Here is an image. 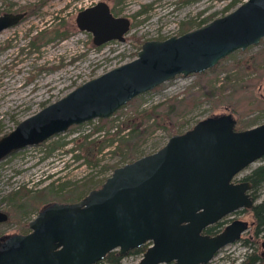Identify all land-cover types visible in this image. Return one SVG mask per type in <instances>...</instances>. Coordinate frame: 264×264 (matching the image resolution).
<instances>
[{"label": "water", "instance_id": "1", "mask_svg": "<svg viewBox=\"0 0 264 264\" xmlns=\"http://www.w3.org/2000/svg\"><path fill=\"white\" fill-rule=\"evenodd\" d=\"M24 15L0 14V31ZM75 22L97 45L124 40L131 23L105 0L80 9ZM263 36L264 0H243L198 27L146 39L135 57L74 86L0 135V159L71 125L109 117L134 96L177 74L201 72ZM235 123L231 112L207 116L170 134L155 151L114 167L81 198L46 202L29 221L28 232L0 243V264H92L111 250L123 255L144 244L136 264L207 263L249 224L234 218L216 233L206 227L255 202L251 182L235 176L264 156V121L241 129ZM7 217L0 209V222Z\"/></svg>", "mask_w": 264, "mask_h": 264}, {"label": "rangeland", "instance_id": "2", "mask_svg": "<svg viewBox=\"0 0 264 264\" xmlns=\"http://www.w3.org/2000/svg\"><path fill=\"white\" fill-rule=\"evenodd\" d=\"M88 1L0 0V14L25 11L21 21L0 31L1 135L74 86L135 57L144 40L162 39L198 27L203 19L208 21L223 15L243 0H105L114 13L129 16L131 23L124 40L111 39L99 45L93 42L91 32L79 29L75 22L77 11ZM140 9L145 10L137 13ZM58 26L68 28L69 35L45 41ZM40 29L47 31L40 39L39 48L35 49L30 41ZM253 55L259 60L258 73L250 66ZM216 65L201 72L177 74L159 87L138 94L135 100L112 114V123L98 128L105 129L102 134L96 132L99 120L95 117L40 143L23 146L0 159V209L9 213V218L0 222V235L27 227L28 221L46 202L81 198L90 188L99 186L112 173L114 165L129 161L130 157L114 148L115 141L109 142L111 133L121 126L120 134L115 137L128 135L132 124L139 123L145 112L155 105H158V117L165 126H158L148 133L134 151L136 157L161 147L171 129L184 131L210 115L231 112L238 129L263 122L264 105H259L256 97L262 94L264 83V36L256 44L232 51ZM259 72L262 73L260 76ZM223 83H232V87L211 97L203 91ZM229 90L230 93L223 96ZM152 119H146L144 124ZM87 128L90 129L87 131ZM86 135L85 143L78 146ZM103 136L107 142L103 149L95 153L96 148H88L92 145L89 141H98ZM61 140L67 141L64 146L48 151L52 142ZM70 147L74 150L70 151ZM74 153H80V156L75 158ZM263 163L264 156H261L239 171L235 178ZM79 186H82L79 196H72L70 190ZM20 187H27L31 194H35L33 202L27 206L19 207L18 201L23 198L15 201L7 198L8 193ZM48 187L53 190L41 191L45 194L38 197V192ZM262 198L264 181L256 191V201ZM233 218L248 220L249 228L239 239L218 249L205 264H238L251 251L262 256L256 264H264V248L261 246L264 228L255 232L256 221L251 208L225 215L214 230L222 228ZM141 255L142 252L126 254L118 264H136Z\"/></svg>", "mask_w": 264, "mask_h": 264}, {"label": "trees", "instance_id": "3", "mask_svg": "<svg viewBox=\"0 0 264 264\" xmlns=\"http://www.w3.org/2000/svg\"><path fill=\"white\" fill-rule=\"evenodd\" d=\"M143 10H145V9H140L137 13H141V12H143ZM206 20L207 19H203L199 23V25L204 23V22H206ZM59 24L61 25L62 23H59ZM46 31H47L46 29H40L33 36V38L30 41V44H31V46H33V48H35V49L39 48V46L41 44L40 43V39H41L42 36H44ZM69 33H70V31H69L68 28L64 27L63 29H61L60 26H58L57 28L52 30V33L50 35H47V39L45 41H48V40L51 41L53 39H62V38L67 37L69 35ZM261 53H263L262 50H261ZM251 60H252L251 64H250L251 69H253L254 71L257 72V70L259 68L258 67L259 66V62H258L259 60H256V55H253L251 57ZM216 66L217 65L215 64V65L211 66L210 69H213ZM261 74L262 73L259 72V76ZM160 85L161 84H158L154 88H157ZM247 85H248V83H246V86ZM231 87H232V83H223L222 85H220L218 87L206 88L203 91H205L206 96L211 97L214 94L220 93L221 91L228 90ZM221 89H223V90H221ZM229 93H230V90H229V92H224L223 96H227ZM136 97H138V96L137 95L134 96L133 98L128 100L125 104L130 103L131 101L135 100ZM256 98H257V101L260 102L259 105H264V95L261 94L260 97L257 96ZM156 106H158V105H155V106L152 107L151 110L146 111L144 116H143V118L140 120L139 123H133L132 124V127L130 128V133L128 135H126V134L119 135L118 139L115 137L118 134H120V131L122 130L121 126L117 127V129L114 132L111 133V138L109 139V142L110 143H114V141H115L114 148H116L118 151H123L124 152V156L130 157L129 161L133 160L134 158H136V156L134 154V151L136 150V148L140 144V142L148 135L149 132H151L152 130H154L158 126H163V127L165 126V124L161 122L162 118L158 117ZM116 112L117 111H115L114 113H116ZM168 112H169V110H168ZM149 118H153L152 121L151 122H146L144 124L145 120L146 119L148 120ZM97 119L99 120L98 124H96V128L97 129L100 128L103 125L108 124L109 122L112 123V121H113L112 115L109 116V117H97ZM143 119H144V121H143ZM77 125H79V124H76V125L74 124V125H71L70 127L77 126ZM175 131H177V130L171 129L170 133L172 134ZM0 132H1V128H0ZM87 136L88 135H86L84 137V141H82L81 143H78L77 145L80 146L81 144L85 143ZM66 142H67L66 140L54 141V142L51 143V147L49 148L48 151H52V150H54V149H56L58 147H62V146H64V144H66ZM89 142L92 145H90L88 148L89 149L96 148L95 153L97 151L103 149L104 146L107 144L105 136L101 137L98 141H89ZM69 150L70 151L74 150V148L70 147ZM79 156H80V153H74V157L75 158L79 157ZM87 162L90 163L91 160L88 159ZM93 162L95 163L97 161L95 160ZM114 167H116V165H114L113 168ZM246 177L250 179V181L252 183V187L254 189V192H256L257 191V187L261 184V182L264 181V163L258 165L254 169H252L251 172ZM80 188H82V186H79V187H77L75 189L70 190V194L72 196H74L75 194L76 195L78 194V196H79V194H80L79 193L80 192L79 189ZM48 189H50V190H48ZM60 189L63 190L64 187H61ZM45 190L52 191L53 189L51 187H48L47 189L40 190L38 192V194H37L38 197L39 196L41 197L42 194H45L44 192L40 193L41 191H45ZM39 193L41 195H39ZM34 197H35V194H31L30 193V189H28L27 187H20L19 189H14L13 191L8 193V195H7V198H8L9 201H15L16 199L23 198L22 199L23 201H18L19 207L27 206L28 204L33 202ZM252 210H253V215H254V217L256 219L255 232L258 233L260 230H262V228H264V198H262L260 201L256 202L253 205ZM212 228H213V226L207 227L205 229V231L206 232H211ZM145 248H146V245L144 244V245H141L139 247L131 248L129 252H131V253L143 252L145 250ZM120 258H121V255H119L118 251L116 249H114V250L109 251L102 259H100L97 262L92 263V264H102L103 262H106L107 264H110V263L118 264L119 261H120ZM260 259H262V256L259 253H257L256 251H251V252L246 253L245 256L242 258V260L238 264H256L257 262L260 261Z\"/></svg>", "mask_w": 264, "mask_h": 264}, {"label": "flooded vegetation", "instance_id": "4", "mask_svg": "<svg viewBox=\"0 0 264 264\" xmlns=\"http://www.w3.org/2000/svg\"><path fill=\"white\" fill-rule=\"evenodd\" d=\"M99 0H89L88 1V3H86V4H84L80 9H84V8H87V7H90V6H92V5H94V4H96L97 2H98ZM79 9V10H80ZM110 9H111V7H110ZM78 10V11H79ZM77 11V12H78ZM111 11L113 12V9H111ZM114 13V12H113ZM114 14H118V13H114ZM121 15V14H120ZM129 17V16H128ZM263 95V94H262ZM236 119V118H235ZM235 128H237L236 126H235ZM238 129V128H237ZM250 173V172H249ZM249 173H247V174H245V175H243L242 177H239V178H235V180H249L250 181V179L249 178H247L246 176L249 174ZM236 177V176H235ZM251 182V181H250ZM249 192H250V194L253 196V198H254V204L256 203V202H258V201H256V192H254V189H253V187H252V183H251V187H250V189L248 190ZM260 201V200H259ZM45 204V203H44ZM44 204H42V206L44 205ZM253 204V205H254ZM41 206V207H42ZM41 207H39L38 208V210L41 208ZM253 207V206H252ZM252 207H250L251 209H252ZM238 209H243V210H245V209H247V207H240V208H237V209H235V210H233V211H236V210H238ZM38 210H37V212H38ZM3 211H5L7 214H8V217H7V219L9 218V213L6 211V210H3ZM233 211H231V212H233ZM253 211V210H252ZM230 212V213H231ZM37 214V213H36ZM229 214V213H228ZM227 215V214H226ZM225 216V215H224ZM223 216V217H224ZM6 219V220H7ZM234 219V218H233ZM232 219V220H233ZM6 220H4V221H6ZM30 221V220H29ZM29 221H28V223H27V227H22V228H18V230L17 231H15L14 233H26V232H28L29 230H30V226H29ZM248 221V220H247ZM256 221V219H254V222ZM1 222H3V221H1ZM221 218L219 219V220H217L216 222H214V223H212V224H210L208 227H210V226H213V228L211 229V232H209V233H216V232H218V231H220V230H222L223 229V227L226 225H224L222 228H220V229H218V230H214V228H216L218 225H220L221 224ZM229 223V222H228ZM248 224L250 225V223H249V221H248ZM207 228V227H206ZM248 228H249V226H248ZM247 228V229H248ZM11 234H13V233H11ZM10 235V233L9 234H2V235H0V243H2V242H4L5 241V239L8 237ZM117 250V249H116ZM130 251V249L128 250V252L126 253V254H129V253H131V252H129ZM143 253V252H142ZM126 254H123V255H121V254H119V255H121V257H123V256H125ZM141 257H142V255H141ZM140 257V258H141ZM139 261V260H138ZM170 262V261H169Z\"/></svg>", "mask_w": 264, "mask_h": 264}, {"label": "built area", "instance_id": "5", "mask_svg": "<svg viewBox=\"0 0 264 264\" xmlns=\"http://www.w3.org/2000/svg\"><path fill=\"white\" fill-rule=\"evenodd\" d=\"M90 128H87V131L89 130ZM104 131H105V129H98L96 132L98 133V134H102V133H104ZM75 134H78V133H75Z\"/></svg>", "mask_w": 264, "mask_h": 264}]
</instances>
